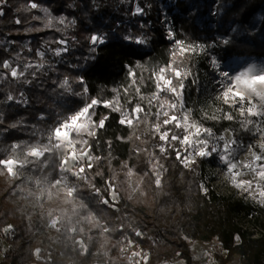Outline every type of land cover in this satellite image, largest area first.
<instances>
[{"label": "trees", "instance_id": "obj_1", "mask_svg": "<svg viewBox=\"0 0 264 264\" xmlns=\"http://www.w3.org/2000/svg\"><path fill=\"white\" fill-rule=\"evenodd\" d=\"M6 1L0 16V37L11 34L13 39L22 40L32 36L34 44L45 43L49 48L60 45L58 39H63L68 48L66 58L56 65V73L39 72L33 79L34 105L16 109L3 103L0 110V159L15 158L23 165L18 164L14 174L0 165V230L7 224L14 228L9 237L11 247L0 264L38 261L37 248L42 249L41 255L50 253V260L43 264H95L103 260L106 264H131L118 249L121 216H128L125 228L149 250L151 263L179 254L187 264H196L186 236L211 239L222 232L226 261L239 254L249 264H264V237L248 236L235 222L236 213L249 212L251 207L243 202L228 205L217 195L203 193V159L186 166L177 159L173 146L160 151L163 142L154 125L162 121L155 115L161 102L153 99L158 90L156 74L161 68L189 70V77L179 81L173 75V81L183 84L186 107L200 117L201 95L196 77L204 76L200 68L207 72L210 66L204 53L195 50L182 54L180 49L211 47L221 62L235 56L264 57V37L251 29L253 17L264 12V0H221L213 25L209 0H176L168 8L175 43L161 22L158 0ZM30 3L46 6L54 16L63 17L65 23L43 26L34 35L22 33L34 23ZM191 3L195 6L190 7ZM137 8L142 12L137 13ZM229 25L235 29H228ZM103 33L105 43H90L92 35ZM125 37H139L144 43ZM11 51L0 45V65L12 57ZM62 77L68 78L79 92L70 98L64 112L76 110L85 97L111 103L95 109L97 127L94 135L86 136L92 167L74 175V193L59 186L62 157L55 148L47 146L40 158L28 152L38 144L37 133L49 134L59 111H63L57 110L54 100L67 93L58 85ZM21 86L22 83L14 82L8 89L0 83V101L9 94L18 95ZM83 92L85 95H80ZM136 105L144 109L139 121L135 119L132 126L121 125L118 121L122 111L132 112ZM115 107L120 111H114ZM41 114L45 115L44 120L39 118ZM224 116L205 122L218 133L240 131L241 123ZM105 117V126L99 128L98 121ZM35 129L39 131L36 133ZM14 145L18 147L13 150ZM131 174L140 180L138 192L131 186ZM109 183L121 195L118 202L110 199L118 210L102 203L110 198ZM138 230L141 235L136 234ZM78 238L85 242L84 251Z\"/></svg>", "mask_w": 264, "mask_h": 264}, {"label": "rangeland", "instance_id": "obj_2", "mask_svg": "<svg viewBox=\"0 0 264 264\" xmlns=\"http://www.w3.org/2000/svg\"><path fill=\"white\" fill-rule=\"evenodd\" d=\"M176 0H158L160 7V15H162L165 19V27L167 28V33L169 39L175 43L176 33L174 27L171 24L170 17L172 13L169 12L168 8L174 5ZM209 16L212 21L216 20L218 4L221 0H209ZM7 4L6 0H2L0 2V10H2L3 14L5 11V5ZM32 3H30L31 5ZM23 6V5H22ZM195 3H191L190 7H194ZM31 7V6H30ZM33 19L34 23H30L27 28L22 29V33L28 35H34L38 30L42 29L43 26H51L53 23L58 22L61 19L64 20L63 17L54 16L50 9L44 5H37L36 8H33ZM217 12V11H216ZM2 14V15H3ZM0 15V16H2ZM264 12H258L252 19L251 29L259 31L261 36L264 37V26H262ZM163 19L161 18V22ZM202 22L201 19H199ZM232 24V23H230ZM228 29L234 30L235 27H231L229 25ZM11 33V32H10ZM245 33V32H243ZM8 35H3L0 37V45L6 47V49L10 50L12 48V57L5 60L9 63V68H4L3 64L0 65V83L4 84L8 89L13 86L14 82L22 83L20 88V92L18 95L14 97L13 101H8L7 98L0 101V110L2 109V104H10L16 109H27L28 107L34 105L31 100L32 91L35 87V81L33 79L38 76L39 72L49 74L50 72L56 73V65L65 59L66 52L61 51L59 56L55 55L52 50L68 48V44L58 45L52 48L46 46L45 43L41 45L34 44V37L27 36L22 40H15ZM98 35V34H97ZM103 35H105L103 33ZM53 39V38H52ZM61 39H58L60 41ZM182 48H185L182 46ZM198 53H204V57L207 59V63L210 66L207 72H204L202 68L199 69V72L203 73L204 76L198 74L196 77V83L198 85V91L201 95V116H197L191 109L187 108L184 102V91L179 88V85L173 81L172 68L168 69L164 72V76L168 79H172L173 87H176L178 91H180V96H174L171 92L164 91L159 92V100L163 103L165 100L176 103L178 101V107L174 110V114L178 117H183V115L187 114L189 116V123L196 122L198 124H202L203 126L211 129L212 136L207 137L209 139V149L212 148L213 145H218L217 152H214L211 156L200 157L196 153L198 151L199 146H185L178 140H171V135H177L181 138L185 134L183 128H177L174 125L164 126L162 124L163 119L166 117H162L161 121V132L168 131L169 132V142L162 141L163 147L173 146L177 153L181 155V161L186 166H191L194 162L199 159H203L206 163V176L201 183L203 193L212 196L217 195L221 198V200L228 205H231L236 202H243L246 205H249V212H240L235 214V222L242 228V230L251 237H264V195H261L264 192V179H261L257 173L259 171L264 170V159L259 161L254 160L255 155L264 154V115L261 116H251L245 111L243 115L236 110L235 108L229 107L224 103L223 98L220 96L222 91L221 81L223 77L221 76V72L224 70L229 71L234 75H238L240 72L246 71L249 67L254 68V72L252 74H264V57H245V56H235L228 59L225 62H221L218 56L215 54L214 49L211 47H203L199 46L196 49ZM43 52L44 55L41 57L38 53ZM4 61V62H5ZM215 62V63H214ZM27 65H32V67H26ZM37 65H43V67H36ZM15 68L18 72L17 77H11V70ZM167 69V68H166ZM23 72V75L20 73ZM35 72L36 75L33 76L32 73ZM183 78H187L191 75L189 70L181 71ZM160 72L158 71L156 74V78L158 77ZM175 77V76H174ZM39 79V78H38ZM68 78L62 77L60 78L58 85L63 83V81ZM30 81V83L28 82ZM69 81V80H68ZM39 82L41 80L39 79ZM72 84L69 82V85L66 86L69 90L67 93H61L60 97H54L55 102H57V110L63 109V111H59L57 116L56 125L68 119L72 114H74L77 110L82 108L87 102L91 99L85 97L83 103L78 105L76 110L64 112V108L70 104V98L77 95L79 92H76L72 88ZM240 90L244 91L243 86H240ZM259 90V89H258ZM21 93H23V99L27 101V103H19L16 101L21 100ZM12 95V94H9ZM80 95H85L83 92ZM245 95L250 98L253 102L254 110L259 112H264V99H258L255 94L250 92H245ZM13 96V95H12ZM233 101H229V104H232ZM98 106V105H97ZM92 109V112H95L96 107ZM245 109L249 107L247 103L244 105ZM57 111V112H58ZM127 112L130 118L135 120V113L129 110H124L122 113ZM121 113V119L123 115ZM230 113L233 116V119H236L238 123H241L240 131L233 130H225L221 133L216 132V130L209 124H206V120L212 121L217 119L225 114ZM173 114V111H169V115ZM140 115V113H139ZM41 116V115H40ZM45 119V115L43 114ZM215 117V118H212ZM206 119V120H205ZM92 120H94V115L92 116ZM180 123L183 124L184 121L181 119ZM33 126V125H32ZM97 125L92 129L95 130ZM243 130V131H242ZM36 133L39 131L38 129L34 130ZM245 131V132H244ZM38 134L37 145L28 149V152L34 157H42L43 154L47 151L48 147H53L58 152L59 156L62 157V162L67 160V164L62 163L60 167V179L59 186L61 188L67 189L70 193L75 192V186L72 184V178L74 175L72 174L73 166L78 165L80 168L84 169L87 167L91 156L84 158L78 155L79 162L74 163V160L68 156L67 147L68 145L65 142H61L59 145L55 140L47 141V136L43 135L41 132ZM160 135V134H159ZM2 134H0V137ZM86 134L83 135V139L87 140ZM219 137H224V140H220ZM73 139H79L76 133H72ZM205 138L201 136L200 139ZM235 141L234 144H231V153L230 158L233 163L237 164V168L233 170H229V167L225 163L224 160L221 159L222 155H225L223 145L227 141ZM48 146V147H47ZM77 149L81 148L82 145L77 144ZM34 148H39L38 153H34ZM90 155V152H89ZM12 160L17 161L15 158H10ZM252 164V168H246L244 165ZM18 165V164H17ZM17 165H9L8 171L12 174L15 173ZM66 169V170H62ZM82 172H77L78 176ZM75 175V176H76ZM159 181V180H158ZM241 181H251V188H241L239 186ZM130 183L135 192L140 191V180L135 174L130 175ZM160 185V181H159ZM114 187V186H113ZM144 194L143 191L140 195ZM112 201L118 202L121 200V195L119 192L115 190L114 193H110ZM143 199V195L141 196ZM118 210V206L114 203H108ZM121 223L118 226L119 231V242L118 249L121 252V255L126 258V260L131 264H187V260L177 254L173 258L162 261L159 263H151L150 261V252L147 248L143 247L138 241L133 239L131 232L125 228V223L129 222L128 216H121ZM56 221L52 222L54 225ZM9 225L7 224L3 226L0 230V260H3L6 252L10 249L11 243L9 242V237L13 235L14 228L4 231ZM104 229H107V225L103 223ZM141 235V231H136V234ZM222 238L223 233L213 236L211 239H194L186 236V240L190 246L191 254L193 257V262L196 264H249V262L244 259L239 254L233 255V257L226 261L227 258V250L222 247ZM79 247L84 251L86 249L85 242L81 239H77ZM41 248L36 249V257L38 261L31 262L28 264H43L44 261L50 260V253L46 256L41 255ZM107 261L103 260L97 262L95 264H106ZM65 264H72L68 261Z\"/></svg>", "mask_w": 264, "mask_h": 264}, {"label": "snow or ice", "instance_id": "obj_3", "mask_svg": "<svg viewBox=\"0 0 264 264\" xmlns=\"http://www.w3.org/2000/svg\"><path fill=\"white\" fill-rule=\"evenodd\" d=\"M2 2V0H0ZM32 8H36L37 4L32 3L31 4ZM137 13L142 12V9L137 8ZM3 12L0 10V15H2ZM17 24L20 23L19 20L16 21ZM60 24H64L65 21L61 19L59 21ZM105 36L103 34L100 35H92L90 37V43L93 45L97 44H103L105 43ZM125 39H131L134 40L136 43H144V40L139 37H125ZM61 45L66 44V41L61 39L58 41ZM182 43V42H181ZM55 55L59 56L61 54V51L66 52L67 48L63 49H57V50H52ZM91 51H95V48H92ZM181 53H187V52H195V48L192 46H189V48H181L180 49ZM41 57H43L44 53L40 52L38 53ZM215 63V62H214ZM4 68H9L10 65L8 62L3 63ZM26 67H32V65H27ZM36 67H43V65H37ZM168 69L166 68H161L159 70L160 75L157 80V88L159 89V92H164L168 91L171 92L174 96L179 97L180 96V91L176 87H173V81L172 79H168L164 76V72L167 71ZM172 72L174 76L179 80L182 79V72L179 70V68H173ZM254 72V68L249 67L246 71L240 72L238 75H234L230 73L227 70H224L221 72V76L223 77L221 81V87L222 91L220 93V96L223 98L224 103L228 105L229 107L235 108L238 110L242 115L245 111L251 116H261L264 115V112H259L254 110V105L253 102L250 98H248L245 95V92H250L252 94H255V96L262 100L264 99V74H252ZM20 75H23V72L20 73ZM33 76L36 75L35 72L32 73ZM18 72L15 68L11 70V77H17ZM30 83V81H28ZM81 82L82 78H81ZM69 85V81L65 79L63 83L60 85L62 89L69 90L66 86ZM240 86H243L244 91L240 90ZM180 89H183V84L181 83L179 85ZM259 89V90H258ZM84 91L86 92L87 89L85 88ZM21 95V100L16 101L19 103H27L26 100L23 99V93ZM8 101H13L14 97L12 95H8L7 97ZM153 99H159V93L154 94ZM229 101H233L232 104H229ZM151 104L152 101H149ZM247 103L249 107L245 109L244 105ZM103 104L105 107L111 106L110 102L107 101H100L97 99H91L89 102H87L82 108L77 110L74 114H72L68 119L61 121L55 126L51 132L47 136V141H52L55 140L56 143L59 145L62 141L65 142L68 147H67V152L68 156L74 160V163H78V155L82 156L84 158H87L90 156V148L87 147V140L83 139V135H94V131L92 130L96 125L97 122L92 120V116L94 115V112H92V109L97 106ZM178 107V101L176 103L169 102L165 100L163 103L159 105V110L155 113L157 117H166L163 119L162 124L164 126L167 125H174L177 128H183L185 134L181 138L180 136L177 135H171V140H178L180 141L183 145L185 146H193L198 145V151L197 155L200 157H205V156H211L214 152H217L218 145H213L211 149H209V139L207 137L212 136V131L211 129L203 126L202 124H198L196 122L189 123V116L187 114L183 115V117H178L176 114H174V110ZM116 112L120 111L119 107H115L113 109ZM172 110L173 114L169 115V111ZM144 109L140 107L139 105H136L133 109V112L136 114L135 119L139 121V113H142ZM123 118L120 119L118 122L121 125L127 124L128 126H132L133 124V118L129 117V114L127 112L122 113ZM40 119H43L44 116L41 114L39 117ZM215 118V117H212ZM225 119L227 120H232L233 116L228 113L225 114L224 116ZM183 120L184 123L181 124L180 120ZM107 120V117L105 119L99 120L98 121V127L103 128L105 126V121ZM155 131L160 134V140L169 142V132L164 131L161 132V124L156 123L154 125ZM72 133H76L77 137L79 139H73L72 138ZM201 136H204L205 138L200 139ZM220 140H224V137H219ZM235 141H227L224 143L223 148L224 152L226 153L225 155L221 156V159L225 161L227 166L229 167V170H233L237 168V164L232 162V159L230 158V153H231V144H234ZM80 144L82 145L81 148L77 149L76 145ZM18 147V145H14L13 150ZM34 153L39 152V148H34ZM160 151H166V149L161 146ZM99 158V157H97ZM180 153H177V159H181ZM261 159H264V154L261 155H255L254 154V160L259 161ZM88 168L92 167L91 164V159H88ZM62 163L67 164V160L63 161ZM19 164L20 167H23V165L19 161L12 160L10 158L7 159H0V165H3L6 167V170H8L9 165H17ZM246 168H252V164H246L244 165ZM66 170V169H62ZM84 168H80V172H83ZM73 175H76L75 172L72 173ZM257 175L261 178L264 179V170L259 171ZM159 184V181H157ZM245 185H247V188H245ZM239 186L241 188H245L247 190L248 188H251L252 182L251 181H241ZM109 192L114 193L115 188L109 183ZM96 194L99 196L100 192L97 190ZM261 195H264V192L261 193ZM110 198H105L103 199L102 203L107 205L110 202ZM12 228L11 225H9L4 231H8ZM139 235V233L137 234Z\"/></svg>", "mask_w": 264, "mask_h": 264}, {"label": "built area", "instance_id": "obj_4", "mask_svg": "<svg viewBox=\"0 0 264 264\" xmlns=\"http://www.w3.org/2000/svg\"><path fill=\"white\" fill-rule=\"evenodd\" d=\"M215 13H216V10H215ZM161 18L163 19V21H162V23H163V25H165V19H164V17L161 15ZM166 32H167V29H166ZM73 172H75V173H77V172H80V167L78 166V165H74L73 166V170H72V173Z\"/></svg>", "mask_w": 264, "mask_h": 264}, {"label": "bare ground", "instance_id": "obj_5", "mask_svg": "<svg viewBox=\"0 0 264 264\" xmlns=\"http://www.w3.org/2000/svg\"><path fill=\"white\" fill-rule=\"evenodd\" d=\"M240 57V56H239Z\"/></svg>", "mask_w": 264, "mask_h": 264}]
</instances>
